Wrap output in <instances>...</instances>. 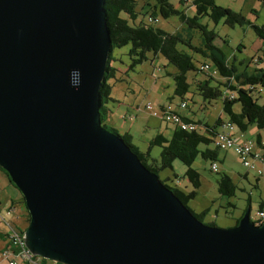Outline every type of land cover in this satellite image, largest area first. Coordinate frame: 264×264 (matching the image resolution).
Here are the masks:
<instances>
[{
  "label": "water",
  "instance_id": "water-1",
  "mask_svg": "<svg viewBox=\"0 0 264 264\" xmlns=\"http://www.w3.org/2000/svg\"><path fill=\"white\" fill-rule=\"evenodd\" d=\"M104 0H0V168L61 264H264V222L203 224L100 123Z\"/></svg>",
  "mask_w": 264,
  "mask_h": 264
},
{
  "label": "trees",
  "instance_id": "trees-1",
  "mask_svg": "<svg viewBox=\"0 0 264 264\" xmlns=\"http://www.w3.org/2000/svg\"><path fill=\"white\" fill-rule=\"evenodd\" d=\"M139 1L142 3L140 10H137L136 7ZM190 2L195 11L192 17L187 16L183 10L176 9L168 0H104L103 9L106 27L111 40V52L106 63L105 75L99 88L101 103L99 112L101 126L120 137L130 147L132 152L137 155L139 161L148 171L157 175L162 170H172V163L175 160L180 161L186 167L182 178L190 186L191 190L189 191H186V188L178 183V177L175 175L173 176L175 181L170 178L159 180L171 190L174 196L197 220L202 222L205 211L198 214L187 207V203L196 197L197 190L201 186L200 174L191 165L198 157L215 163L217 150L219 149L215 147L216 149L213 150L208 148L199 150L198 147L200 145L206 146L210 143L214 144V137L226 122L233 125L237 133L243 135L250 125H254L258 131L264 130V107L257 103V98L259 97L255 94L256 91L264 90V66L255 68L251 73L238 71L233 64L229 63L223 50L215 46L214 41L217 36L214 31L201 24L199 18L205 16L214 24L222 21L224 25L231 28L236 25H250L257 38L263 43L264 26L250 24L240 12L237 13L229 8L221 7L214 0H188L187 4L180 0V3L186 7ZM146 15H148V19L152 20H155L156 17L164 20L176 17L183 27L177 32H166L153 27L152 21L149 22L148 19L145 21L144 16ZM195 36L198 39L197 43L194 42ZM124 46H128L126 52L128 64L125 65L122 61L120 62L124 66L125 74L133 71L138 65L148 60L150 61L152 59L150 56H161L169 65L173 66L176 70L172 75L173 95L179 97L181 102L184 101V97L191 85L188 82L187 73L205 74L208 80L197 81L195 89L208 104L212 100L221 99L222 111L227 116V121L223 122L218 118L213 126L204 125L202 132H198L197 129L184 131L170 124L174 129L169 138L162 133H157L148 140L147 150L145 152L139 151L137 147L132 145V136L129 133L119 135L115 129L107 124L109 110L105 105L109 101H113L110 97L113 84L124 81L117 78L118 69L120 68L115 65L118 58H114L113 51ZM193 55L209 60L216 74L210 75L201 71L200 67L207 63L205 61H197ZM196 63H198V66H196ZM214 76H218V78ZM212 82L215 85H212ZM230 94H234L233 99L228 98ZM236 104L240 107L239 111L234 110V105ZM181 119L196 127L194 122L189 121L185 117L182 116ZM252 139L257 145H261L259 133ZM153 146L160 148L158 159L150 156L149 150ZM235 191L236 187L231 177L227 174H221L217 180L218 195L229 198L235 195ZM22 201L24 204L23 197ZM228 206L232 205L228 204ZM262 206L263 201L258 204V210ZM247 208L250 209V199H248ZM25 210L27 222L29 223L30 218L26 207ZM240 218L237 219L234 226L238 224ZM203 224L215 227L212 223ZM5 236L7 237L6 233ZM5 236L0 233V239ZM49 264L61 263L49 261Z\"/></svg>",
  "mask_w": 264,
  "mask_h": 264
},
{
  "label": "rangeland",
  "instance_id": "rangeland-1",
  "mask_svg": "<svg viewBox=\"0 0 264 264\" xmlns=\"http://www.w3.org/2000/svg\"><path fill=\"white\" fill-rule=\"evenodd\" d=\"M214 1L221 7L229 8L237 13L240 12L250 24L264 26V0ZM168 2L176 9L183 10L189 17L195 14L191 2L187 7L181 4L180 0H168ZM141 3V1L137 3V10H140ZM148 18V15L144 16L145 21ZM199 22L214 31L217 36L214 41L215 46L223 50L229 63L233 64L238 71L251 73L255 68L264 66V43L257 38L250 25H236L231 28L224 25L222 21L214 24L205 16L199 18ZM151 23L153 27L166 32H177L183 27L176 17L167 20L156 17ZM194 42H198L196 36ZM127 49L128 46H124L113 51L114 58H118L115 65L120 68L118 69L117 78L124 81L113 84L110 94L113 101H109L105 105L109 110L107 124L115 129L119 135L129 133L132 136V145L137 147L139 151L145 152L148 148V140L153 138L159 131L169 138L174 129L159 117H152L145 110V106L151 104L156 112H160V107L166 105L173 110H179L178 106L181 99L173 95L172 75L176 70L161 56H150L152 58L150 61L138 65L133 71L125 74L122 62L125 65L128 64ZM193 57L199 62L205 61L212 66L209 60H204L197 55H193ZM196 66H198V63H196ZM214 77L218 78V76ZM187 79L191 85L184 97L187 108L183 113L186 115V119L196 124L198 132L204 130V125L213 126L218 118L226 122L227 116L222 111L221 99L212 100L208 104L195 89L197 81L208 80V77L202 73L188 72ZM212 85H215V83L212 82ZM255 94L259 97L257 103L264 107V90L256 91ZM239 108V105H234L235 111H239ZM128 114L135 117V120L131 122L128 119H122V116ZM257 133L261 135L264 144V130L258 131L254 125L247 128L245 138ZM205 148L216 149L213 143L198 147L199 150ZM149 153L151 158L158 159L160 148L153 146L150 148ZM215 163L217 172L210 170V161L200 157L191 165L200 174L201 186L197 190L196 197L187 203V207L198 214L205 211L202 219L203 223H212L216 228L228 229L234 227L237 219L247 209L248 199H250V219L254 218L258 210V204L264 200V177H259L253 171L244 168L232 150H217ZM185 170L186 167L180 161L175 160L172 163V170H162L158 172L157 176L160 180L170 178L175 181L173 178L175 175L178 177V183L185 187L186 191H189L191 190L190 186L182 178ZM221 174H227L231 177L236 187L234 196L226 198L218 195L217 180ZM2 178H7V176L4 170L0 168V180ZM10 186L21 196L11 182ZM0 197H6L5 192L0 191ZM228 204L232 206H228ZM27 225L25 227L18 226V228L25 233Z\"/></svg>",
  "mask_w": 264,
  "mask_h": 264
},
{
  "label": "built area",
  "instance_id": "built-area-1",
  "mask_svg": "<svg viewBox=\"0 0 264 264\" xmlns=\"http://www.w3.org/2000/svg\"><path fill=\"white\" fill-rule=\"evenodd\" d=\"M183 1L185 4L188 3V0ZM148 21L151 22L152 19H148ZM200 70L206 74H216L214 68L207 64L201 66ZM250 89H252V87H250ZM228 98L233 99L234 94L228 95ZM178 107L179 110H173L170 106L166 105L160 109V112H156L153 110L151 104H147L145 110L149 112L152 117H159L167 124L174 125L181 130L192 131L196 129L193 124L186 123L181 119V112L187 108L185 101H182ZM122 119H128L131 122L134 121V117L129 114L122 116ZM214 145L222 151L232 150L244 168L248 171H253L259 177H264V144L261 143V145H257L252 138L244 139L243 134L237 133L234 126L229 122H226L214 137ZM210 169L212 172H217L216 163H211ZM11 215L12 209L10 208L7 210L6 216L9 217ZM250 220L256 226H259L264 222V200L262 208L257 210L255 217ZM0 223L4 224L5 230L8 229V231L5 232L10 244L8 249L3 250L0 253V256L6 260L9 258H16L20 261V263H17L16 261L10 260L8 261V264H49V261L30 253L24 244L23 232L16 228L12 229L7 219L1 216Z\"/></svg>",
  "mask_w": 264,
  "mask_h": 264
},
{
  "label": "crops",
  "instance_id": "crops-1",
  "mask_svg": "<svg viewBox=\"0 0 264 264\" xmlns=\"http://www.w3.org/2000/svg\"><path fill=\"white\" fill-rule=\"evenodd\" d=\"M182 116L186 118V115L181 112ZM158 133H161L160 131ZM258 134V133H257ZM165 136V135H164ZM256 134L250 136L249 138H255ZM248 138V137H247ZM244 139H245V133H244ZM260 143L263 144V140L260 135ZM0 191L5 192L6 197L2 198L0 197V216L7 219L12 229L18 228V226H26L27 225V213L25 210V207L23 205V201L21 199V196L15 192L10 186V182L7 178H2L0 180ZM12 209V215L6 216V212L8 209ZM28 226V225H27ZM27 228V227H26ZM21 231L19 228L17 229ZM5 231H8V229L5 230L4 224L0 223V233L5 236ZM22 232V231H21ZM10 247V244L8 242L7 237L5 236L3 239H0V253L3 250H6ZM1 257V256H0ZM13 260L17 263H20L19 260L16 258H9L8 260L3 259L1 257L0 264H8V261Z\"/></svg>",
  "mask_w": 264,
  "mask_h": 264
},
{
  "label": "bare ground",
  "instance_id": "bare-ground-1",
  "mask_svg": "<svg viewBox=\"0 0 264 264\" xmlns=\"http://www.w3.org/2000/svg\"><path fill=\"white\" fill-rule=\"evenodd\" d=\"M52 262V261H51Z\"/></svg>",
  "mask_w": 264,
  "mask_h": 264
}]
</instances>
